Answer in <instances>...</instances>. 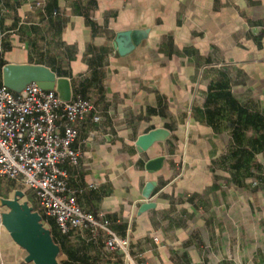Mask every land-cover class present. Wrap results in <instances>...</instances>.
Here are the masks:
<instances>
[{
    "label": "crops",
    "instance_id": "crops-1",
    "mask_svg": "<svg viewBox=\"0 0 264 264\" xmlns=\"http://www.w3.org/2000/svg\"><path fill=\"white\" fill-rule=\"evenodd\" d=\"M37 1L0 0V58L45 65L93 100L67 166L77 203L104 212L140 264H264V0ZM125 30L134 47L119 54ZM155 128L166 137L138 152ZM17 190L35 201L0 179V198ZM87 236L59 237V262L124 264ZM25 254L0 218V264H33Z\"/></svg>",
    "mask_w": 264,
    "mask_h": 264
},
{
    "label": "built area",
    "instance_id": "built-area-1",
    "mask_svg": "<svg viewBox=\"0 0 264 264\" xmlns=\"http://www.w3.org/2000/svg\"><path fill=\"white\" fill-rule=\"evenodd\" d=\"M46 1H37L35 6L43 8ZM3 41L0 32V54ZM94 109L91 98L63 101L55 90L35 82L19 92L1 84L0 179H16L31 190L35 197L31 204L53 219L60 234L86 232L90 241L102 238L104 247L121 254L124 264H140L131 253L129 238L111 228L104 212L83 209L75 197L77 190L69 185L67 166L77 164L81 157L73 146L77 124ZM92 118L99 120L95 114Z\"/></svg>",
    "mask_w": 264,
    "mask_h": 264
},
{
    "label": "water",
    "instance_id": "water-1",
    "mask_svg": "<svg viewBox=\"0 0 264 264\" xmlns=\"http://www.w3.org/2000/svg\"><path fill=\"white\" fill-rule=\"evenodd\" d=\"M131 30L120 31L114 39V46L119 54H125L134 47V37ZM2 84L19 92L26 84L35 82L43 89H53L59 98L68 101L72 98L70 79L57 76L49 67L32 63H5L1 68ZM167 130L155 128L139 135L135 141L138 152L146 151L154 142L163 140ZM163 156H156L144 163L148 172H154L161 167ZM154 181L147 182L143 196L149 198ZM24 192L17 190L12 197L0 198V206L7 210L0 214L1 224L7 230L12 240L25 251L24 261L33 264H60V245L52 237L50 229L44 225L41 214L22 200ZM153 206L151 202L142 204L144 210Z\"/></svg>",
    "mask_w": 264,
    "mask_h": 264
},
{
    "label": "trees",
    "instance_id": "trees-1",
    "mask_svg": "<svg viewBox=\"0 0 264 264\" xmlns=\"http://www.w3.org/2000/svg\"><path fill=\"white\" fill-rule=\"evenodd\" d=\"M0 57H1V54H0ZM4 64H5V61L2 60V58H0V85L2 84L1 68ZM31 206L34 210H36V208L34 207L33 204H31ZM38 212L42 216V221H43L44 225H46L50 229L54 241L60 245V248L64 249L63 240L66 238V236L60 234V232L58 231V229H57V227H56V225L52 219L46 218L40 210H38ZM59 237L62 238L63 240L59 241ZM60 264H69V262L67 260H65V261H62Z\"/></svg>",
    "mask_w": 264,
    "mask_h": 264
},
{
    "label": "rangeland",
    "instance_id": "rangeland-1",
    "mask_svg": "<svg viewBox=\"0 0 264 264\" xmlns=\"http://www.w3.org/2000/svg\"><path fill=\"white\" fill-rule=\"evenodd\" d=\"M36 210H37V208H36Z\"/></svg>",
    "mask_w": 264,
    "mask_h": 264
}]
</instances>
